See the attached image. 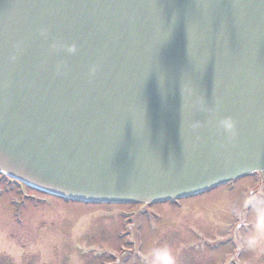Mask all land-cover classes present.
I'll return each instance as SVG.
<instances>
[{
  "label": "water",
  "instance_id": "water-1",
  "mask_svg": "<svg viewBox=\"0 0 264 264\" xmlns=\"http://www.w3.org/2000/svg\"><path fill=\"white\" fill-rule=\"evenodd\" d=\"M257 171L264 0H0V173L159 203Z\"/></svg>",
  "mask_w": 264,
  "mask_h": 264
},
{
  "label": "rangeland",
  "instance_id": "rangeland-1",
  "mask_svg": "<svg viewBox=\"0 0 264 264\" xmlns=\"http://www.w3.org/2000/svg\"><path fill=\"white\" fill-rule=\"evenodd\" d=\"M20 195L17 220L13 195L0 197V264H101L115 256L118 264H151V254L165 248L175 264H264V172L179 206ZM120 246L135 254H120Z\"/></svg>",
  "mask_w": 264,
  "mask_h": 264
},
{
  "label": "flooded vegetation",
  "instance_id": "flooded-vegetation-1",
  "mask_svg": "<svg viewBox=\"0 0 264 264\" xmlns=\"http://www.w3.org/2000/svg\"><path fill=\"white\" fill-rule=\"evenodd\" d=\"M0 181L2 182V185L5 186V187H1V189H0V197L3 196V194L5 192H9L10 194L13 195L12 198L10 199V201H11V204H13L14 207H15V210H13V213H14L15 219L17 220V217L19 216V210H20V208L22 206L21 204L18 203V200H20V194H21L20 187L22 185L18 181H15L13 179H10V178H7V177L1 176V175H0ZM3 181H5V183H3ZM22 190H23V187H22ZM28 191H29V193L30 192L31 193L30 194H25L24 192H22V194H25V197H28L29 199H34L35 198L34 196H35L36 192L32 191V190H29V189H28ZM38 195L39 196H44V194L43 195L38 194ZM45 196H47V195H45ZM57 200H59V199H57ZM61 201L64 202L63 200H61ZM65 202H67V201H65ZM175 204H177L179 206L180 202H176ZM142 206H147V205L142 204ZM151 214L154 215V216H157L152 211H151ZM133 227H134V224H133ZM127 236H128V234H127ZM120 247H121V250L119 251L120 254H122L123 252H127V254L129 253L132 256L135 254V250L133 252V251H131V249L127 250V248H125L124 246H120ZM118 257L121 258L122 256H115V258H114L115 260L112 259L111 261H107V263L108 264H118V261H120V258H118ZM107 263H105V261L101 262V264H107Z\"/></svg>",
  "mask_w": 264,
  "mask_h": 264
},
{
  "label": "clouds",
  "instance_id": "clouds-1",
  "mask_svg": "<svg viewBox=\"0 0 264 264\" xmlns=\"http://www.w3.org/2000/svg\"><path fill=\"white\" fill-rule=\"evenodd\" d=\"M75 46L73 45L72 47L69 48L70 52H74ZM91 72L93 74H95L96 72V68L93 67L91 69ZM221 124L223 125V127H225L227 130H234L235 124L234 122L228 118L225 120L221 121ZM151 255L154 256V259L151 261V264H175V259L174 257L171 255V252L169 249L165 248L162 250H156L154 251Z\"/></svg>",
  "mask_w": 264,
  "mask_h": 264
}]
</instances>
